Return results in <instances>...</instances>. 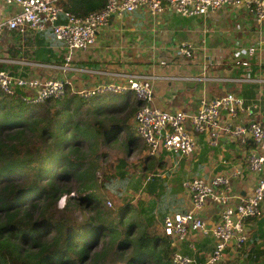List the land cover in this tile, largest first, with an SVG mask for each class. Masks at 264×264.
I'll return each mask as SVG.
<instances>
[{
    "label": "trees",
    "instance_id": "16d2710c",
    "mask_svg": "<svg viewBox=\"0 0 264 264\" xmlns=\"http://www.w3.org/2000/svg\"><path fill=\"white\" fill-rule=\"evenodd\" d=\"M58 4L82 17L101 10L105 0ZM106 94L84 98L66 88L60 99L26 105L0 90V264H173L172 241L159 232L163 208L153 201L104 207L107 194L121 199L144 190L157 202L161 197L157 178L144 183L153 167L148 162L140 175L121 163L97 177L98 145L142 146L129 123L140 102L131 94ZM256 238L248 258L252 251L264 254Z\"/></svg>",
    "mask_w": 264,
    "mask_h": 264
},
{
    "label": "crops",
    "instance_id": "0c3cea01",
    "mask_svg": "<svg viewBox=\"0 0 264 264\" xmlns=\"http://www.w3.org/2000/svg\"><path fill=\"white\" fill-rule=\"evenodd\" d=\"M263 36L264 23H258L247 9L224 8L206 17H182L169 10L151 15L143 8L112 18L99 29L95 45L89 51L77 52L66 70L62 68L65 50L60 41L54 40L50 29L29 31L24 36L8 32L0 38V68L16 76L62 79L67 82L68 93L73 94L99 84L121 82L116 76L119 72L152 76V103L167 110L193 112L197 110L202 97L211 98L233 92L241 96L246 104L257 105L251 114L244 112L229 118L223 113L220 125L234 127L252 120L264 121V44L260 43ZM182 42L204 45L205 50L196 52L193 59L178 56L176 47ZM250 44L258 45L260 52L251 58L248 77L243 67L231 65L230 48ZM208 54L213 55L211 60L204 56ZM215 56L217 62H213ZM109 94L117 98L127 94L134 96L130 91ZM133 117L129 123L136 134ZM136 136L144 145V161L153 166L151 172L156 171V168L160 171L154 174L160 186L156 192L161 196L156 208H163L162 212L166 214L172 213L174 208L177 209L174 212L189 209L190 199L183 187L185 180L196 176L210 177L244 165L251 148L248 146L250 141L244 144L229 132H218L213 137L203 133L196 136L192 158L166 151L148 156L145 143ZM131 150L126 149V153L131 154ZM163 171H171L173 175L168 179ZM257 178V175L245 172L242 177L231 180L232 188L241 194H248ZM177 186L182 188V192L174 203L171 200ZM160 188L163 190L160 191ZM179 199L181 202H178ZM217 209V206L209 205L201 214L208 222H213L217 219ZM262 219L264 217L247 223L248 230H254L257 236L255 246L264 244V237L258 238L264 232V225L259 224ZM260 228H263L262 232ZM206 237L211 236L191 237L189 241L193 243V248L187 242L177 241L172 243V247L204 260L213 249V238H210L209 243ZM259 246V249L264 250L263 245ZM249 249L250 246H246L244 255L248 254ZM249 258L250 264H264V254H254L252 251L249 252ZM255 258H259V261L255 262Z\"/></svg>",
    "mask_w": 264,
    "mask_h": 264
},
{
    "label": "built area",
    "instance_id": "2783aa9c",
    "mask_svg": "<svg viewBox=\"0 0 264 264\" xmlns=\"http://www.w3.org/2000/svg\"><path fill=\"white\" fill-rule=\"evenodd\" d=\"M59 1L0 0V38L8 32L24 36L29 31L50 29L54 40L60 41L65 50L62 68L66 70L77 52L89 51L95 45L99 29L112 18L143 8L151 15L169 10L182 17H206L224 8H242L247 9L258 23H264V0H105L101 10L82 17L64 10ZM260 43L264 44V36L260 38ZM200 50H205V46L182 42L176 47V54L193 59ZM230 51L231 65L243 67L249 77L251 58L260 52L259 46L241 45L230 48ZM204 56L211 60L213 55ZM213 62H217L216 56ZM116 76L121 82L99 84L78 94L88 98L96 94L132 92L141 102L133 117L134 127L145 143L148 156L162 151L190 156L194 153L196 136L200 133H209L213 137L218 132H229L244 144L248 141L253 143L244 165L210 177L196 176L185 180L183 187L190 199L189 209L165 214L161 222V231L165 236L174 242H187L190 248H193V243L189 241L193 236L213 238V249L204 260L174 248L173 264H221L248 243L245 221L264 217V121L252 120L229 127L220 125V117L223 113L229 118L244 112L251 114L257 105L246 104L238 94L225 92L211 98L202 97L193 112L162 109L152 103V76L136 72H119ZM66 84V81L56 78L16 76L0 68V90L7 96L17 95L26 105L60 99L66 92ZM245 172L258 178L250 193L241 194L233 190L231 180L242 177ZM106 205L112 206L110 200ZM209 205L218 207L217 219L213 222H208L201 214Z\"/></svg>",
    "mask_w": 264,
    "mask_h": 264
},
{
    "label": "rangeland",
    "instance_id": "374dc122",
    "mask_svg": "<svg viewBox=\"0 0 264 264\" xmlns=\"http://www.w3.org/2000/svg\"><path fill=\"white\" fill-rule=\"evenodd\" d=\"M251 92V91H250ZM199 135H203V133L197 134ZM99 150L103 152V155L101 157V168H99L100 171L97 172V177H99L100 179H102V173L107 171L106 167H109L113 172V170L115 169V166L124 163V165L126 166V170L130 173H136L138 175H140L143 171V166L147 163L144 161V153H145V149H144V145L142 143V146H140L139 148H136L131 154H127L126 153V149L125 146L122 145L121 140H118L114 143H112L111 145H98ZM101 147V148H100ZM130 151V152H131ZM193 155V154H192ZM192 155L188 156L189 158H192ZM195 159V158H194ZM122 168V166L117 168V171H119ZM153 168V167H152ZM160 173V171L156 168V171H148L147 175L145 177V184H149V182L151 180H153L154 178H158L157 176H155L154 174H158ZM162 173H166V178L170 179L171 176L173 175V172L171 171H163ZM104 174V173H103ZM106 176H111V175H106ZM167 185V184H166ZM182 192V188L180 186H177V189L174 190V196L172 197L173 200H171L172 202L175 203V201L178 199V194H180ZM74 193V192H73ZM72 193V194H73ZM75 194V193H74ZM110 200L112 206H107L104 205V207L108 210H114L116 208V206L119 204H126L127 202H130L131 205L136 208V206H140L142 203L145 202V204H151L152 201L156 204V206L158 205V202L154 200V198L148 196L144 190H142L139 194H131V193H124L123 197H121V199H116L114 197V195L111 194H107L105 196V204L106 202ZM66 202V196H62L58 199L57 201V207L58 208H62L65 205ZM120 202V203H119ZM178 202H181V200L179 199ZM155 211H158L157 209L154 208ZM177 209H173L172 212L176 211ZM76 216H78V220L80 219V216L78 215V213L76 214ZM115 216H117L115 214ZM261 218V217H260ZM253 219H248L245 221L246 226L247 223L250 222ZM259 224L260 225H264V219L259 220ZM260 230H263V228H260ZM159 232H162L161 229H159ZM248 235H249V240L248 243L244 246V248L242 250H240L239 252L234 253L233 255H231L228 259L224 260L221 264H250L249 263V258L246 255H244V252L246 251V246H248V244L250 243V238L255 235L254 230L249 229L248 230ZM211 237H206V241L211 243ZM259 245H263L264 244H259ZM260 247V246H259Z\"/></svg>",
    "mask_w": 264,
    "mask_h": 264
},
{
    "label": "clouds",
    "instance_id": "9594fccd",
    "mask_svg": "<svg viewBox=\"0 0 264 264\" xmlns=\"http://www.w3.org/2000/svg\"><path fill=\"white\" fill-rule=\"evenodd\" d=\"M106 205V204H105ZM171 239V238H170ZM172 243L174 242L172 239H171Z\"/></svg>",
    "mask_w": 264,
    "mask_h": 264
}]
</instances>
